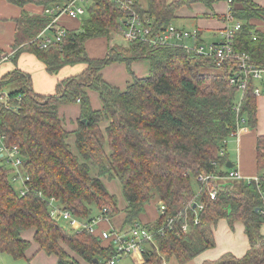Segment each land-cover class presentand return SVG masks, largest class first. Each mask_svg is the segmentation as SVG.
<instances>
[{"label":"trees","instance_id":"1","mask_svg":"<svg viewBox=\"0 0 264 264\" xmlns=\"http://www.w3.org/2000/svg\"><path fill=\"white\" fill-rule=\"evenodd\" d=\"M10 1L22 6L34 0ZM132 1L141 16L150 18L155 34L171 24L180 6L202 2L210 7L219 0H146L143 9ZM230 9L242 23L231 41L233 53H246L249 65L264 70V31L251 22L264 17V7L252 0H232ZM125 16L116 0H92L79 28L66 29L61 42L47 48L33 40L48 23L47 16L23 12L17 20L25 26L23 36L12 44L13 49L20 45L12 58L20 52L32 53L49 74L65 65L83 63L85 68L60 80L55 91L46 95L34 92L31 76L17 67L0 76V133L5 145L19 150L30 188L19 195L10 182V170L0 165V252L21 258L33 243L38 250L55 255L58 264H80L73 255L88 264L106 263L116 254L110 242L86 230L72 232L61 226L60 217L49 215L45 198H55L81 220H90L93 208L98 215L106 208L113 216L120 209L101 180L107 176L118 179L126 202L122 229L140 224L152 200H157L158 210L160 205L165 207L154 221L142 223L162 230L154 243L144 242L140 264H165L171 257L179 263L190 260L214 245L211 226L220 218L230 224L243 222L249 248L241 257L226 253L204 264H264L260 232L264 216L255 184L221 178L228 173L227 139L242 123L256 126L254 79L249 76L243 90L230 85L229 66L235 65V59L218 64L198 54L194 45H151L134 39L108 44L103 57H89L85 42L100 37L111 40ZM191 42L202 43L199 35ZM139 60L148 62L144 77L130 70L131 63ZM116 62L124 63L132 74L124 89L101 73ZM204 67L220 72H204ZM85 89L98 94L99 110L91 107ZM66 102H79L78 125L71 132L58 113L59 105ZM70 134L76 153L70 150ZM255 163L264 178V135L256 138ZM92 170L96 175H91ZM200 174L211 177L194 180ZM210 189L216 190L214 198ZM187 223L189 230L184 233L182 225ZM27 231L33 233L30 240L23 236Z\"/></svg>","mask_w":264,"mask_h":264},{"label":"crops","instance_id":"2","mask_svg":"<svg viewBox=\"0 0 264 264\" xmlns=\"http://www.w3.org/2000/svg\"><path fill=\"white\" fill-rule=\"evenodd\" d=\"M45 1L47 2L45 3ZM48 1L49 0H34L33 2H27L20 6L19 4L10 0H0V54L4 53L7 56L5 61H0V76L17 67L18 69L27 72L31 76V85L34 92L43 95L53 93L55 91L56 84L60 80L76 75L85 68V65L83 64H76L72 66H65L55 74H49L46 72L44 65L32 53L24 51L15 56L16 59L15 57L12 58L15 55V49L12 48V44L14 43L17 36H23L22 33L25 26L24 23H18L17 20L21 17L23 12H25L27 15L45 16L42 12L43 7L58 3L63 0ZM252 1L259 6L264 7V0ZM136 2V5L139 6L140 9H143L147 4L146 0H136ZM226 11L227 3L225 0L215 1L210 7L206 6L202 2H192L189 6L183 5L175 10L174 19L170 25L188 31L196 29L198 31L199 40L202 43L217 42L222 38L221 32L225 26L224 16ZM81 18L82 17L75 19L67 16H61L59 23L65 29H78ZM175 21L182 23L174 24ZM251 22L255 24L256 28L264 31V17L262 19L251 20ZM183 23L193 27L186 26ZM203 38H207L209 41L205 42ZM90 40L91 39L86 41L84 44L88 56L103 57L106 53L107 45L111 44V40L100 37L93 38V40L97 43L94 41V43H89ZM187 40L191 41V39H185L182 40L181 43L188 44ZM190 44H192V42ZM141 61L142 60L134 61L130 65L131 72L137 77H144L148 74V62L145 60L147 63V71H142ZM112 68H116L115 72L117 73L111 77L110 75L108 76V73ZM101 73L106 81L120 89H124L132 80V74L122 62L112 63L108 66H105L102 68ZM254 82L259 89V93L256 95V126L254 128H248L245 123H242L240 128H238V134L227 139L224 149L225 153L227 152L229 160L228 163L232 164V168H237L244 178L252 177L258 174L255 163V143L257 136L264 135V72L261 74L260 78L254 79ZM46 84L49 86V92L47 90L41 89V87ZM85 91L89 97L91 107L94 110H99L101 108L99 97L98 102H91L90 92L94 93L95 91L92 92L93 90L90 89H85ZM76 104L78 105V115L76 119L77 123L76 126L68 129L70 132L77 128L78 119L80 116L79 102H76ZM70 136H72V134H70ZM68 142L70 143V139ZM226 168L230 169L227 167V165ZM13 186L15 189L18 187V185ZM125 205L126 202L123 206H119L118 204L120 211L115 215L110 216V221L100 222V228L103 229L110 227L115 231H128L129 227L122 229L125 217L123 208ZM92 211L93 214L98 212L96 208H93ZM158 213L150 216L151 218L147 220L144 217L147 214V212H145L141 215L140 222H152L158 216ZM211 230L215 240L213 248H207L203 250L195 257L184 263H179L174 257H171L165 264H204L205 262L214 261L226 253H230L235 257H241L247 252L249 248V241L244 232V224L242 221L235 220L232 224H230L225 218H220L215 224L211 226ZM260 232L262 235H264V225L261 226ZM32 234L33 233L31 231H27L23 233V236L30 240L32 238ZM73 256L80 264H88V262H85L77 255ZM73 256L70 257L74 258ZM9 257L11 256L9 255ZM123 257H129V259L132 261V264H140L143 261L141 255ZM28 262L30 264H58L55 255L46 254L44 251L38 250L36 245L33 243L25 251L24 257H11V259H7L6 257H1L0 255V264H26ZM104 264H107V262Z\"/></svg>","mask_w":264,"mask_h":264},{"label":"built area","instance_id":"3","mask_svg":"<svg viewBox=\"0 0 264 264\" xmlns=\"http://www.w3.org/2000/svg\"><path fill=\"white\" fill-rule=\"evenodd\" d=\"M91 1L92 0H63L43 7L42 12L49 18V21L33 40H36V42L39 43L40 48H47L52 44L60 43L67 31L60 25V17L67 16L75 19L82 17L86 13V7L89 3H91ZM117 1L126 13V16L120 19V23L118 25L119 34L124 41L141 39L148 40L151 45L178 44L188 48H191V46L194 45V50H196L198 54L211 57L218 64L225 62L228 58H234L236 61L235 65L229 66V83L230 85H236L240 90L245 88L249 76L253 79H258L264 72V70L257 69L248 64V55L246 53H233L231 41L233 40L235 32L240 29L242 23L231 13L230 2L232 0H225L227 3V11L224 16L225 26L221 32V40L215 43H201L198 45L181 43V41L185 39H191V41L196 39L198 36L196 29L188 31L169 25L164 31L152 34L150 18L145 15L141 16L134 9L132 0ZM253 93L255 95L259 93L257 86L254 88ZM237 134L238 130L233 136H236ZM222 153L223 151L221 154ZM0 157L12 170L10 182L13 185H18V187H16V191L19 195L26 194L30 190L26 183L29 177L22 168V157L20 152L15 146L5 145L4 135L1 133ZM210 177V175L204 176L203 174H200L196 176V179L206 180ZM221 178L225 181L242 180L246 183H254L261 199L260 212L264 216V178H261L258 174L252 177L244 178L237 169L232 167L228 169V173ZM36 193L38 196H42L40 191H36ZM208 193L211 198H214L216 190L210 189ZM45 199L48 203L49 215L52 218L60 217L62 221L65 222L67 230L72 232L86 230L89 233L96 234L100 240L110 242V244L114 247L116 254L108 259L107 264H115L123 256H142L141 247L144 242L150 241L154 243V236L159 234L162 230V228L153 230V228H149L142 223L135 224L130 227L128 231H115L110 227L102 229L100 228L99 223L110 221V216L107 214L106 208H102L101 213L92 217L90 220H81L78 217L71 215L66 209L62 208V205H60L55 198L47 197ZM164 209V205H160V213H162ZM170 222L171 219L169 218L168 223ZM182 231H187L186 224L182 225Z\"/></svg>","mask_w":264,"mask_h":264},{"label":"rangeland","instance_id":"4","mask_svg":"<svg viewBox=\"0 0 264 264\" xmlns=\"http://www.w3.org/2000/svg\"><path fill=\"white\" fill-rule=\"evenodd\" d=\"M117 1V0H116ZM90 4V3H89ZM120 4V3H119ZM183 6V5H182ZM180 23H182V22H178V21H175L174 22V24H180ZM183 24H185L186 25V23H183ZM186 26H189V27H193V26H191V25H186ZM112 38H111V44H113L114 42L115 43H124L125 41L122 39V37L120 36V34H119V30L117 29V31H115L114 33H113V35L111 36ZM18 38H19V36H17V40H18ZM203 40L205 41V42H208L209 40L206 38V39H204L203 38ZM93 39H91L90 40V42L89 43H94V42H96V41H94ZM188 42V44H190L191 43V41H189V40H187ZM97 43V42H96ZM25 44V43H24ZM166 45H170V44H166ZM178 45V44H177ZM173 46V45H172ZM18 47H20V45L19 46H16V49L18 48ZM15 49V50H16ZM52 51H53V49H52ZM95 54H100V53H95ZM7 58V56L3 53V54H0V61H5V59ZM140 61V60H139ZM142 62V66H141V69H142V71H147V63H146V61L145 60H142L141 61ZM140 62V63H141ZM116 63H121V62H116ZM83 64V63H82ZM83 65H85V64H83ZM110 65V64H109ZM65 66H71V65H65ZM64 66V67H65ZM108 66V65H107ZM118 67H120V66H118ZM63 68V67H62ZM61 68V69H62ZM115 70H116V68H112L111 70H109V73H108V76L110 75L111 77L112 76H114V75H116V73L117 72H115ZM202 71H204V72H212V73H217V72H220L219 71V69H217V68H215V67H204V68H202ZM261 87H263V86H261ZM41 89L42 90H47L48 92H49V86H48V84H46V85H43L42 87H41ZM6 90H8V88H6V89H4L3 90V92L5 93L6 92ZM40 90V89H39ZM92 92H94V91H92ZM96 95H95V94ZM94 93H91L90 92V95H91V102H93V101H96V102H98L99 101V99H98V96H97V93L96 92H94ZM45 95V94H44ZM58 111H59V116H60V118H61V120L63 121V123H64V125H65V127L67 128V129H69V128H73L74 126H76V123H77V115H78V105L76 104V102H66V103H62V104H60L59 105V107H58ZM73 136V135H72ZM72 136H70L69 138H68V141H69V139H70V145H71V147H70V150L73 152V153H76V149H75V147H74V145H73V137ZM0 165H5L9 170H10V173L12 172V170H11V168L9 167V166H7L4 162H3V160H0ZM235 169H237V168H235ZM95 172V173H94ZM94 173V174H93ZM91 175H96V171L95 170H92V172H91ZM210 176H211V174H209ZM101 180H102V182H103V184H104V186L106 187V189H107V191L108 192H110V193H112L113 195H115V197H116V199H117V203L119 204V206H123L124 205V203H125V200H124V197H123V195H122V191H121V185H120V183H119V181H118V179L116 178V177H112V178H108L107 176H103V177H101ZM194 180H197L196 178L194 179ZM225 181V180H224ZM32 189V188H31ZM41 192V191H40ZM18 193V192H17ZM37 194V193H36ZM38 195V194H37ZM39 197H41V198H44L43 196H39ZM158 203H157V200H152L150 203H148L147 205H146V207H145V212H147V214H146V216H144L145 217V219H149V218H151L150 216H153V215H155V214H157L158 213ZM98 215V213H96L93 217H95V216H97ZM187 225V231L186 232H188V230H189V225H188V223L186 224ZM61 226H63L64 228H66L67 226H66V224H65V222L64 221H61ZM185 233V232H184ZM214 244H215V240H214ZM214 246V245H213ZM213 246H210V247H208V248H213ZM0 255H1V257H6L7 259H11V257H9V255L8 254H2L1 252H0ZM8 255V256H7ZM116 264H132V261L129 259V257H122V258H120L117 262H116Z\"/></svg>","mask_w":264,"mask_h":264},{"label":"water","instance_id":"5","mask_svg":"<svg viewBox=\"0 0 264 264\" xmlns=\"http://www.w3.org/2000/svg\"><path fill=\"white\" fill-rule=\"evenodd\" d=\"M82 122H85V119H81ZM227 167L231 168L232 167V164L230 163H227ZM195 206V205H194ZM258 210V209H257ZM96 261V260H95Z\"/></svg>","mask_w":264,"mask_h":264}]
</instances>
